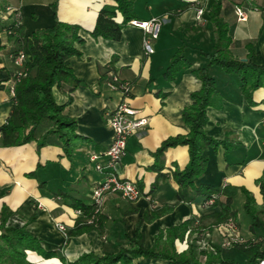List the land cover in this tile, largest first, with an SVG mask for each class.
<instances>
[{
  "label": "crops",
  "instance_id": "0c3cea01",
  "mask_svg": "<svg viewBox=\"0 0 264 264\" xmlns=\"http://www.w3.org/2000/svg\"><path fill=\"white\" fill-rule=\"evenodd\" d=\"M214 1L132 0L135 19L165 18L153 44L154 52L147 56L142 48L143 31L127 23L118 41L89 35L98 11L104 5H113V0H0V125L14 105L9 88L20 69L11 55L26 45L28 36L60 21L77 25L84 40L74 44L80 56L65 61L81 85L70 90L71 83L63 82L53 86L52 96L57 104H66V114L76 122V134L85 140L67 156L57 145L37 148L35 142H28L5 147L0 134V211L5 206L11 212L6 225L25 226L45 251L57 253V257L44 259L29 252L31 264H62L59 255L72 262L83 253L102 256L115 252L129 246L138 224L144 247L150 248L160 230L164 232L189 218L195 219L193 226L201 225V216L220 212L218 205L203 209L204 196L176 183L173 173L188 163L186 146L164 151L161 174L152 168L153 153L162 141L188 132L181 112L192 102L190 94L200 88V81L190 72L205 64V58L196 51H213L214 32L208 11ZM236 6L246 12L244 21L237 19ZM198 9L203 11L200 20L195 17ZM14 13L23 28L20 41L3 30ZM221 16L227 23L232 56L246 59L248 45H252V63L264 66V0H221ZM120 20L117 13L116 21ZM181 46L186 48L183 54L190 69L179 72L175 81H167L163 73ZM106 67L128 84L126 102L148 118L144 128L127 138L125 154L116 167L118 177L135 181L141 196L129 201L116 193L106 195L100 209L103 233L91 229L71 236L61 249L65 236L56 225L70 229L83 221L76 213V203L91 204L92 189L102 178L89 162V155L107 148L111 132L105 124V114L122 98L120 91L102 82ZM209 75L215 80L222 106L206 109L204 132L222 140L225 131L230 130L238 145L226 152L221 145L208 147L203 152L207 158L205 170L193 182L195 186L218 188V201L231 198L230 208L236 213V240L260 239L264 230H249L243 190L250 192L257 204L262 203L256 180L264 171V73L263 86L253 92L250 104L241 95L238 75L226 74L215 66L210 67ZM162 93H166L164 98L160 97ZM177 193L182 200L177 199ZM153 208L157 210L153 212ZM33 213L35 218L27 222ZM221 229L226 231L222 226L213 228L209 241L220 247L223 256L239 258V253L226 245L228 239ZM165 262L135 258L130 264Z\"/></svg>",
  "mask_w": 264,
  "mask_h": 264
},
{
  "label": "trees",
  "instance_id": "16d2710c",
  "mask_svg": "<svg viewBox=\"0 0 264 264\" xmlns=\"http://www.w3.org/2000/svg\"><path fill=\"white\" fill-rule=\"evenodd\" d=\"M113 5H104L98 11L93 29L89 35L93 38L102 37L118 41L121 37V29L126 23L135 19L132 0H113ZM120 14L121 20L116 21V15ZM208 16L213 26L214 43L211 53L197 50V54L205 58V64L196 69H191L200 81L199 90L190 94L192 102L185 106L181 112L182 120L188 128L184 135L168 137L153 153L154 162L152 168L161 174L163 168V153L166 149L176 146H186L188 163L181 171L174 172V178L179 187H190L196 195L209 199L216 196L211 207L218 205L220 212H210L201 216V225L194 229V218H189L177 226H171L164 232L159 231L154 238L150 248L144 247L143 233L139 224L128 247H119L117 251L97 256L92 252L83 253L72 262L67 261L62 255L58 258L62 264H130L135 258L155 259L166 261L164 264H258L264 258V237L260 239L236 240L232 239L229 245L239 253V258L223 256L220 247L211 245L214 252L208 250H197L194 243L179 252L178 244L182 242L186 234L203 230L210 232L213 228L225 225L231 219L236 225V213L231 210V198L218 201L219 189L210 185H194V179L201 177L205 170L207 158L203 152L210 146H222L226 151L238 145L235 134L226 130L222 140L211 138L204 132L207 121L206 109L214 107L221 108V99L217 92L215 80L209 75L212 66L217 67L226 74H236L240 81V92L247 104L251 103L253 92L263 86L264 66L252 63L254 54L252 45H248L246 59H235L230 50V38L227 23L221 16V0H215L208 11ZM2 29V28H0ZM3 30L19 41L22 38L23 28L19 20L14 17L3 27ZM77 25L57 21L52 27L35 30L22 45L28 55L25 61L26 76L15 84L14 105L5 123L0 125L1 144L5 147L18 146L28 142H35L40 148L48 145L61 147L65 155L69 156L81 141L85 140L75 132L76 122L70 118L65 111L66 104H57L52 96L53 86L63 82L71 83L70 90L81 85L65 61L71 56H80L75 48V43H83ZM10 32V33H8ZM18 49V50H20ZM185 46L176 50L167 65L163 77L167 81H175L176 75L190 69V63L184 57ZM16 50L15 52H17ZM14 53V52H13ZM106 67L102 72L103 83L108 80ZM166 93L160 94L164 98ZM262 203L257 204L253 195L243 190L245 201L243 209L250 218L249 230L255 233L264 230V171L256 180ZM177 199L182 200L180 193ZM77 209L82 212V222L73 228L66 229L65 239L61 244L62 249L71 236L79 235L91 229H95L101 235L103 233L102 214H95L92 223L86 221L93 215L94 205L76 203ZM157 209L153 208V212ZM10 210L5 206L0 211V264H31V254L36 253L44 259L57 257L55 251H45L39 240L25 226H7ZM33 213L27 222L33 220ZM201 234V233H200ZM197 239V237L195 238Z\"/></svg>",
  "mask_w": 264,
  "mask_h": 264
},
{
  "label": "built area",
  "instance_id": "2783aa9c",
  "mask_svg": "<svg viewBox=\"0 0 264 264\" xmlns=\"http://www.w3.org/2000/svg\"><path fill=\"white\" fill-rule=\"evenodd\" d=\"M202 12L201 9L197 10L195 15L197 20L201 19ZM234 13L239 21H244L246 19V12L241 7L236 6L234 8ZM14 19L15 21L18 19L16 13H14ZM164 21V17L152 16L147 20L131 19L127 22L128 25L138 27L143 31L142 48L145 55L149 56L153 54V44L159 36ZM11 59L13 63L20 68L14 75L9 88L12 100L14 101L15 84L27 74L25 61L28 59V55L23 49H20L17 52L12 53ZM105 85L111 90L120 91L122 98L112 111L105 114V124L111 132V139L107 148L102 153H91L89 155V162L93 164V167L97 172L102 174V178L92 189L91 197L94 210L93 215L86 219L88 223H92L93 216L100 213L106 195L116 193L129 201H135L141 196V192L138 190L135 181L118 177L116 167L125 154L127 138L131 134L144 128L148 124V118L144 115H140L138 110L131 107L126 102L128 97V84L119 80V77L115 72H108V80L105 82ZM215 199V195L211 196L209 199H204L202 207H211ZM76 213L80 216L82 215V212L79 209L76 210ZM221 226H224L228 232L229 239L226 242V245H229V241L235 239V224L229 219L225 225H220L217 228H221ZM56 227L65 236L66 228L61 224H57ZM203 249H208L214 252V249L211 246L204 247ZM258 264H264V258L260 259Z\"/></svg>",
  "mask_w": 264,
  "mask_h": 264
},
{
  "label": "rangeland",
  "instance_id": "374dc122",
  "mask_svg": "<svg viewBox=\"0 0 264 264\" xmlns=\"http://www.w3.org/2000/svg\"><path fill=\"white\" fill-rule=\"evenodd\" d=\"M201 224H203V223H201ZM196 225H198V223H196ZM222 227H224V226H222ZM194 228H195V226L194 227H192V226L190 227V229H194ZM221 230H222V232L224 234H226L227 239H229L228 238V232L227 231H224L223 229H221ZM209 233L210 232H205L203 230H200L199 232L193 231V232H191V234H186L185 237H187V241L185 240V237H184V239L182 240V242L180 244H178L179 252L185 250L188 247V244L189 243H194L197 246L196 247V251L197 250H204L203 249L204 247H208V246H211V245H215L213 242L209 241V235H208ZM196 237H197V241H195L196 240L195 239Z\"/></svg>",
  "mask_w": 264,
  "mask_h": 264
},
{
  "label": "bare ground",
  "instance_id": "6f19581e",
  "mask_svg": "<svg viewBox=\"0 0 264 264\" xmlns=\"http://www.w3.org/2000/svg\"><path fill=\"white\" fill-rule=\"evenodd\" d=\"M53 262H56V261H53ZM57 263V262H56ZM58 264V263H57Z\"/></svg>",
  "mask_w": 264,
  "mask_h": 264
}]
</instances>
